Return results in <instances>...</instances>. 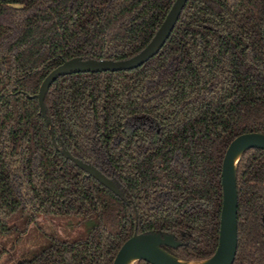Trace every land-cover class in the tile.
<instances>
[{
  "label": "trees",
  "instance_id": "trees-1",
  "mask_svg": "<svg viewBox=\"0 0 264 264\" xmlns=\"http://www.w3.org/2000/svg\"><path fill=\"white\" fill-rule=\"evenodd\" d=\"M174 1L0 0V235L18 211L27 223L97 218L87 238L52 239L15 264H113L134 233L172 235L180 246L164 250L186 262L214 254L226 149L264 134V0H188L140 67L59 77L44 99L51 131L29 98L63 61L140 52ZM61 143L115 179L124 200ZM236 186L233 264H264V151L243 153Z\"/></svg>",
  "mask_w": 264,
  "mask_h": 264
},
{
  "label": "water",
  "instance_id": "water-1",
  "mask_svg": "<svg viewBox=\"0 0 264 264\" xmlns=\"http://www.w3.org/2000/svg\"><path fill=\"white\" fill-rule=\"evenodd\" d=\"M188 0H175L163 22L155 32L150 42L137 54L125 60H95L80 57L63 61L61 65L52 70L42 81L38 93L29 98L36 99L39 113L48 130L51 128L50 120L46 115L44 105L45 96L51 85L63 76L80 73H102L128 71L140 67L152 57L157 55L176 25L179 16ZM264 42V22L262 26ZM51 139L55 145V138L51 132ZM62 154L65 159L72 161L81 169L86 177L93 178L97 183L106 188L116 197L124 200L120 184L106 177L94 166L84 163L73 157L62 145ZM256 149L264 151V134L247 133L236 137L228 145L221 170L222 205L219 220L218 244L214 254L202 261L186 262L169 254L164 248L175 249L180 246L170 234L159 233H134L118 250L113 264H134L145 261L148 264H233L237 252V206L238 192L236 186V171L238 162L246 151ZM264 233V218H262Z\"/></svg>",
  "mask_w": 264,
  "mask_h": 264
},
{
  "label": "rangeland",
  "instance_id": "rangeland-1",
  "mask_svg": "<svg viewBox=\"0 0 264 264\" xmlns=\"http://www.w3.org/2000/svg\"><path fill=\"white\" fill-rule=\"evenodd\" d=\"M26 219V214L20 211L9 218L10 232L0 235V264H15L21 255L45 246L52 239L83 240L97 225L95 215L38 217L32 223H27Z\"/></svg>",
  "mask_w": 264,
  "mask_h": 264
},
{
  "label": "flooded vegetation",
  "instance_id": "flooded-vegetation-1",
  "mask_svg": "<svg viewBox=\"0 0 264 264\" xmlns=\"http://www.w3.org/2000/svg\"><path fill=\"white\" fill-rule=\"evenodd\" d=\"M113 179V178H112Z\"/></svg>",
  "mask_w": 264,
  "mask_h": 264
}]
</instances>
